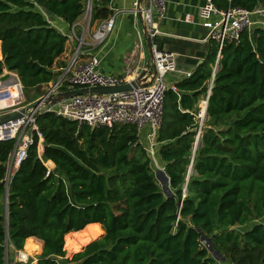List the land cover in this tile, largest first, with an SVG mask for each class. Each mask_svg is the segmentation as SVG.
Listing matches in <instances>:
<instances>
[{
	"label": "trees",
	"instance_id": "obj_1",
	"mask_svg": "<svg viewBox=\"0 0 264 264\" xmlns=\"http://www.w3.org/2000/svg\"><path fill=\"white\" fill-rule=\"evenodd\" d=\"M88 1L0 0V76L16 74L27 93L58 80L69 66L62 57L70 37L47 16L73 27ZM111 1H92L91 35L110 17ZM214 4L254 11L264 0ZM218 53L210 40L191 77L177 76L178 91L165 94L156 158L170 179V196L133 124L91 129L42 113L43 151L37 139L8 191L15 143L0 142V264H15L11 246L42 252L35 264H264V28L245 30ZM93 227L103 232L67 257V237Z\"/></svg>",
	"mask_w": 264,
	"mask_h": 264
},
{
	"label": "built area",
	"instance_id": "obj_2",
	"mask_svg": "<svg viewBox=\"0 0 264 264\" xmlns=\"http://www.w3.org/2000/svg\"><path fill=\"white\" fill-rule=\"evenodd\" d=\"M130 13L136 19V24H139V14H142L153 42L160 33L159 23L156 19L162 20L166 17L167 2L166 0H143L142 2L133 0ZM199 16L209 29L210 40L219 44L218 58H220L221 50L226 42L238 43L245 30L250 31L258 24L264 28V6H259L254 11L242 7L221 10L214 4V0H205L199 10ZM115 23V15L99 22L91 35L95 45L102 44L107 40L114 31ZM77 40L78 47L69 66L61 71L58 80L47 84L45 91L33 102L25 103L21 83H16L18 85L17 92L11 84L3 86L4 81L0 76V121L7 115L21 113L22 110L27 109V113L22 118L0 124V142L12 141L15 143L14 150L7 162V191L11 177L28 158L29 149L37 139L40 152L43 151L44 136L37 123L38 116L42 113H55L91 129L112 127L114 124H133L137 126L140 133L149 127L147 152L153 164H156L159 170L164 171L156 158V138L163 121L165 94L169 89L174 92L178 91L175 84H168L167 77L170 75L191 77L192 72L184 71L179 67L177 55L174 52L160 49L153 44L156 74L153 80L151 79L152 75L146 74L143 77L142 82L146 84L152 80L147 86L134 88L125 93L73 96L53 103V99L62 93L82 88L118 86L135 80L144 71L128 70L125 77L108 74L100 70V60L97 56H92L87 62L78 64L77 59L82 55L81 48L84 39L77 38ZM143 45L144 40H141L140 46ZM12 76H14L13 73ZM208 98L209 94L200 105L201 109L197 116L200 124L204 121L202 111L204 106L205 110L208 107ZM37 102L38 106L35 107ZM200 134L201 128L198 137ZM7 196L8 194H6V216Z\"/></svg>",
	"mask_w": 264,
	"mask_h": 264
},
{
	"label": "crops",
	"instance_id": "obj_3",
	"mask_svg": "<svg viewBox=\"0 0 264 264\" xmlns=\"http://www.w3.org/2000/svg\"><path fill=\"white\" fill-rule=\"evenodd\" d=\"M166 2V17L162 20L156 19L159 23L160 33L153 40V44L160 49L174 52L177 55L179 67L184 71H190L195 62L201 63L203 61L210 44L209 29L199 16V10L204 5L205 0H166ZM132 3L133 0L111 1L109 5L110 17L112 15L116 16L115 28L107 40L99 45H95L92 41L90 31L87 33V26L90 20H87V25L82 26L81 18L73 27H70L62 20L47 16L52 26L57 28L62 34L70 37L62 59L70 64L74 49L76 50L78 47L77 38H83L84 44L81 49L80 64L87 62L92 56H97L100 60V70L108 74L125 77L128 70H145L149 63L150 55L142 24L139 19V24H136V19L130 13ZM98 24L99 22L91 28V32L97 28ZM141 37L142 39H140ZM141 40H144L143 46H140ZM6 73H9V71ZM14 76L20 83L18 76L16 74ZM176 77V75L168 76V84H175ZM10 84H12L10 79L3 82V86H9ZM46 86L47 84L33 90L32 92H38V94L30 102L38 99L40 94L45 91ZM145 130L142 131L144 137L147 132ZM159 166L164 168L162 164H159ZM35 241L41 244L43 250V243L37 239ZM19 254L22 260H26L31 255V252L26 250L24 252L20 251Z\"/></svg>",
	"mask_w": 264,
	"mask_h": 264
},
{
	"label": "water",
	"instance_id": "obj_4",
	"mask_svg": "<svg viewBox=\"0 0 264 264\" xmlns=\"http://www.w3.org/2000/svg\"><path fill=\"white\" fill-rule=\"evenodd\" d=\"M92 1L93 0H89L88 1V16H89V20L91 19V12H92ZM143 0H140V2H142ZM139 20L142 24L143 27V31H144V37L146 40V44H147V48L149 51V55H150V60L149 63L147 65V68L135 79L132 80L131 82H127L125 84H121L118 86H113V87H90V88H82L79 90H71L69 92L66 93H62L60 94L58 97L53 99V103L61 101L64 98H69V97H73V96H80V95H89V94H96V95H110V94H115V93H125V92H129L132 91L134 88H139V87H145L147 86L149 83H151V81L154 78V75L156 74V70H155V63H154V51H153V42L148 34V28L147 25L145 24L142 14H139ZM201 61V60H199ZM216 70V69H215ZM148 74V75H152V80H150L149 83H144L143 81V77ZM12 76L11 73H6L3 76H1V80L2 81H6L8 79H10V77ZM210 95V92H209ZM35 107L38 106V102L34 105ZM207 111V109H206ZM27 113V109L22 110L21 113H17L14 115H7L4 119H2L0 121V124H4L7 123L11 120L15 121L17 119L22 118V116L24 114ZM203 125V122H201L200 126ZM198 139L197 138V142H196V147H197V143H198ZM196 149V148H195ZM192 169V166L190 167V171ZM158 180L160 181V183L162 184L163 190L165 192V194L167 196L171 195V191H170V179L169 177L166 175V173L162 170L158 171L157 174ZM7 203H8V196H7ZM6 223L8 224V207H7V216H6ZM210 251L215 254L213 246L210 247ZM8 253L11 255H16L18 253V251H16V249L11 246L8 250ZM224 261V259H223Z\"/></svg>",
	"mask_w": 264,
	"mask_h": 264
},
{
	"label": "rangeland",
	"instance_id": "obj_5",
	"mask_svg": "<svg viewBox=\"0 0 264 264\" xmlns=\"http://www.w3.org/2000/svg\"><path fill=\"white\" fill-rule=\"evenodd\" d=\"M51 17L52 18H56L54 16H51ZM81 20H82V22H81L82 23V26L87 25V20H89L88 9L86 10V13L84 14V16L82 17ZM87 29H88V32L87 33H89V31H90V22H89V25L87 26ZM10 81H12V83H17L18 82V79L15 76L14 77L11 76L10 77ZM22 92H23V88H22ZM36 94H38V92H32V91L30 93L23 92V95L22 96L24 98L25 103L27 104L29 101H31L33 98H35L37 96ZM202 102H201L200 105L203 104ZM205 118H206V116H205ZM139 135H140L141 142L143 144L148 142V139H146L144 137L143 132H140ZM153 166H154V170L156 171V174H158L159 169H158L157 165L156 164H153ZM49 167L50 168H53V165H49ZM160 185L162 186L161 183H160ZM1 206H2V209L4 210V214L6 216V196H4L3 200L1 201ZM100 230L103 232L102 228L99 229L98 227H93V228H88L86 231L81 232L79 234L75 233V234H71L70 236H68L67 239H66V244H68V249L66 250L67 251V257L70 258L74 253H76L77 251H79V249L84 248L85 247L84 246L85 243H87V242L95 239L100 234ZM90 236H92V237H90ZM32 249H33V246H30L27 249V251L28 252H32L33 251ZM24 250H25V248H24ZM19 253L16 255L15 264H27L28 261H29V259H33L34 260V263H35L36 262V258L41 254V253H39V254H32V255H29L26 260H22L20 258V254Z\"/></svg>",
	"mask_w": 264,
	"mask_h": 264
},
{
	"label": "bare ground",
	"instance_id": "obj_6",
	"mask_svg": "<svg viewBox=\"0 0 264 264\" xmlns=\"http://www.w3.org/2000/svg\"><path fill=\"white\" fill-rule=\"evenodd\" d=\"M11 85H12L13 87H15L16 90H17V92H18V85H17L16 83H12ZM202 116H203L204 119H205V116H206L205 106L203 107ZM92 236H93V235H92ZM92 236H90V237H92ZM85 244H86V243H85Z\"/></svg>",
	"mask_w": 264,
	"mask_h": 264
}]
</instances>
